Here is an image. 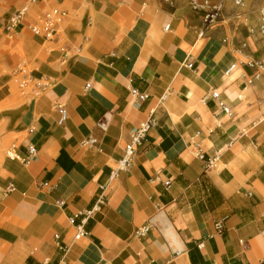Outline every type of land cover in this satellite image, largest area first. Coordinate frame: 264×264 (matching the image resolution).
Returning <instances> with one entry per match:
<instances>
[{
	"label": "crops",
	"instance_id": "crops-1",
	"mask_svg": "<svg viewBox=\"0 0 264 264\" xmlns=\"http://www.w3.org/2000/svg\"><path fill=\"white\" fill-rule=\"evenodd\" d=\"M23 7L0 26V102L18 76L31 90L0 134V264H264V104L242 64L248 44L264 60L259 29L234 47L225 30L199 35L203 12L177 0H0V23ZM154 107L157 126L108 182ZM102 183L88 236L63 256Z\"/></svg>",
	"mask_w": 264,
	"mask_h": 264
},
{
	"label": "built area",
	"instance_id": "built-area-1",
	"mask_svg": "<svg viewBox=\"0 0 264 264\" xmlns=\"http://www.w3.org/2000/svg\"><path fill=\"white\" fill-rule=\"evenodd\" d=\"M190 5L193 10L195 11H202V23H201V29L199 35H203L207 30L213 28V23L217 20L218 17H220L225 9V4L228 3L234 8H242L245 5L244 0H217L214 4H208L207 1H201V0H189ZM26 11V7H23L22 9L18 10L8 21H5L3 23H0V26L3 28V30H10L11 28L17 26L20 24L21 20L23 19L24 12ZM51 17L54 18V22L60 20V13L57 12V10H53L51 13ZM243 11H239L235 13V17L237 19L243 18ZM259 32L261 33L262 37L264 36V1L262 2L260 8H259V16H258V27ZM249 33H253V29H250ZM261 39L263 40V38ZM247 42L245 41L243 46H245ZM250 56L242 62V64L250 67L253 69V72L251 75L247 76L246 82L247 85L257 86L258 89L262 92V96L259 98L263 104H264V60L253 57V51L248 44L247 46ZM239 64L237 65V67ZM235 68V65H232L227 73L231 72ZM131 95L138 99L142 100L146 97V95L138 90L137 87H131L130 89ZM219 94L216 91L212 92L213 98H218ZM160 99H163V96L160 97ZM219 109L222 110L225 114L232 117L233 112L230 110V108L223 104L222 102H219ZM264 118V114H263ZM158 124V120L155 116V107L150 109L149 114L145 119H143L136 127H134L130 131V137L128 142L125 144L123 149L122 156L117 160L116 165L112 167L110 174L108 175V182L115 179L121 171L128 170L134 160V157L136 153L138 152L139 148L142 146L145 137L147 133L155 128ZM90 142H94V139H90ZM107 184L102 183L98 185V195L96 197V200L94 204L86 208L84 210H81L76 216L70 218V222L72 223L73 230L70 237V242H66L65 244L60 245L63 250V256L69 251L70 245L74 242H77L85 237L88 236V229L87 224L90 219H92L95 214L100 210L101 205L106 200V191ZM217 230L221 228L220 224H216ZM149 229L148 225L142 226L140 228H137L135 231L136 235H142ZM58 238V236H56ZM178 252H175V255H177ZM66 264V263H62Z\"/></svg>",
	"mask_w": 264,
	"mask_h": 264
},
{
	"label": "rangeland",
	"instance_id": "rangeland-1",
	"mask_svg": "<svg viewBox=\"0 0 264 264\" xmlns=\"http://www.w3.org/2000/svg\"><path fill=\"white\" fill-rule=\"evenodd\" d=\"M216 1L217 0H208L207 3L214 4ZM244 1H245V5L242 8H234L230 4L226 3L225 4L226 8L224 9L223 14L220 17H218L217 20L213 23L212 29L217 28V29L225 30L227 41L230 42L231 44L243 40V37H245L244 35L248 34L251 28L257 29L259 8L264 0H244ZM177 2L184 3L190 6L189 0H177ZM239 11L244 12L242 19H237L234 15ZM28 12L36 16L38 14L42 15L41 12L35 14L30 10V8L28 9ZM2 22H5V20H2ZM36 29L40 30L41 28L37 27ZM259 35L262 37L261 34ZM262 38L264 40V36ZM262 46H264V41L262 42ZM261 55L264 56V51H261ZM28 68H30V66ZM239 73L240 71H236L233 76L239 75ZM14 81H17V84H15ZM22 83H24V81L21 80L19 76L17 79H13L10 83L11 86L10 98L8 97L6 101L0 102V134L5 129L8 128L7 127L8 120H6V118L4 117L5 113L12 112L15 109V107H18L21 103L28 100L30 96L29 94L31 91L30 88H28L27 86H23L22 88H20V84ZM248 90L250 94V99L254 100L255 98L253 91L250 88ZM255 93L258 96L263 95L262 92L258 90L255 91ZM24 96L27 97L24 98ZM262 109L264 110V105H262ZM15 125L18 126V123H15ZM261 128H264V124L261 125Z\"/></svg>",
	"mask_w": 264,
	"mask_h": 264
},
{
	"label": "bare ground",
	"instance_id": "bare-ground-1",
	"mask_svg": "<svg viewBox=\"0 0 264 264\" xmlns=\"http://www.w3.org/2000/svg\"><path fill=\"white\" fill-rule=\"evenodd\" d=\"M219 166H221V165H219ZM230 170L234 172L236 170L235 166H231Z\"/></svg>",
	"mask_w": 264,
	"mask_h": 264
}]
</instances>
